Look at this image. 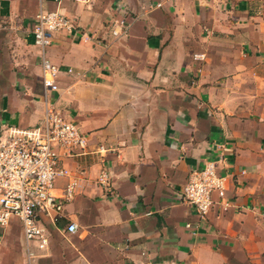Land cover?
I'll list each match as a JSON object with an SVG mask.
<instances>
[{
  "label": "crops",
  "instance_id": "0c3cea01",
  "mask_svg": "<svg viewBox=\"0 0 264 264\" xmlns=\"http://www.w3.org/2000/svg\"><path fill=\"white\" fill-rule=\"evenodd\" d=\"M50 10L75 24L45 49L57 92L32 35ZM47 102L87 143L60 155L54 193L77 186L40 215L35 264H264V0H0V138L39 128ZM208 160L229 206L214 193L202 217L181 192ZM23 240L18 218L0 226V264H28Z\"/></svg>",
  "mask_w": 264,
  "mask_h": 264
},
{
  "label": "built area",
  "instance_id": "2783aa9c",
  "mask_svg": "<svg viewBox=\"0 0 264 264\" xmlns=\"http://www.w3.org/2000/svg\"><path fill=\"white\" fill-rule=\"evenodd\" d=\"M121 24L126 31V22L121 20ZM74 27L73 19L60 10L41 11L36 15L32 35L41 52V78L45 91H58L55 77L59 72L58 67L45 56V49L51 44L55 32L72 31ZM113 34L118 32L113 31ZM202 56L194 54L196 59ZM43 111L39 128L12 127L0 138V226H6L12 217L21 222L28 264H35L37 256L33 243L40 250L48 245L45 229L39 222L40 215L57 219L64 203L75 193L76 179H70L60 195L54 193L56 179L68 174L67 168L59 164L60 155L72 157L83 151L87 143V136L79 131L76 123L57 112L51 102L46 103ZM106 149L99 146L100 151ZM106 173L101 170L97 182L108 189ZM214 193L226 209L229 202L225 200V176L218 172L213 160H208L203 167L189 171L181 198L203 217L214 203ZM76 230V223L66 224V232L74 233Z\"/></svg>",
  "mask_w": 264,
  "mask_h": 264
}]
</instances>
